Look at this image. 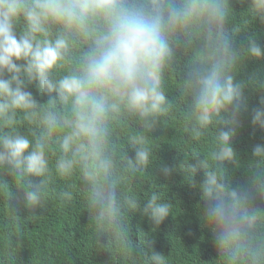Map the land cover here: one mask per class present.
Wrapping results in <instances>:
<instances>
[{
	"label": "clouds",
	"instance_id": "clouds-1",
	"mask_svg": "<svg viewBox=\"0 0 264 264\" xmlns=\"http://www.w3.org/2000/svg\"><path fill=\"white\" fill-rule=\"evenodd\" d=\"M247 4L249 20L264 23V0ZM234 16L231 0H0V172L24 190L27 217L45 209L53 180L76 178L99 251L113 264H168L151 242L133 239L129 216L139 211L158 227L171 214L160 192L142 205L132 187L152 163L149 134L181 105L189 140L215 133L210 158L196 152L178 166L205 202L215 260L264 264V208L256 205L264 200V143L252 149L245 183L233 186L226 166L237 160L245 89H264V73L237 76L245 60H264V47L252 34L236 47ZM171 75L180 82L175 100L166 90ZM32 84L47 102L27 90ZM259 104L251 123L264 129V96ZM23 124L27 134L18 131ZM118 129L127 134L117 137ZM174 170L161 168L165 176ZM199 171L204 179L196 184ZM0 188L8 246L17 237V249L24 234L15 225L24 217L10 205L2 176ZM72 188L56 195L71 201Z\"/></svg>",
	"mask_w": 264,
	"mask_h": 264
},
{
	"label": "trees",
	"instance_id": "trees-1",
	"mask_svg": "<svg viewBox=\"0 0 264 264\" xmlns=\"http://www.w3.org/2000/svg\"><path fill=\"white\" fill-rule=\"evenodd\" d=\"M235 16L230 20L229 27L241 30L236 35V47L247 44V36L252 34L258 43L264 47V23L256 20L251 22L244 10L247 0H231ZM20 28H17L19 34ZM264 73V60L247 59L241 66L237 78L245 74ZM180 82L175 75L168 77L166 90L175 100L179 93L176 88ZM34 97L41 103L47 102L48 97L42 96L35 85H28ZM248 111L241 112L240 119L243 126L237 130L233 146L237 152L236 162L227 164L228 178L233 186L245 183L253 175L252 149L258 143H264V129L252 125V109L260 107L259 99L264 96V89L246 88ZM186 117L181 105L177 110L158 121L155 130L150 133L149 142L153 147L149 165L135 181L132 192L142 205L153 191L160 192L162 199L171 204V214L157 227L154 226L141 212L129 216L133 239L137 242L149 241L153 247L163 253L168 264H219L217 253L213 245L212 232L202 219L204 200L198 187H192L186 179L185 173L178 169L179 164L192 153L199 152L210 158L214 148V131L200 141L189 140L186 134ZM18 131L28 133V125L23 124ZM127 132L117 130V137H123ZM122 147V145H120ZM128 155L134 158V151L128 149ZM164 165L176 170L168 176L161 171ZM10 189L9 203L19 208V215L23 216L15 228L22 231L23 243L15 248L17 237L12 238L13 245L8 246L5 231L9 225L10 213L8 203L0 188V264H113L112 257L106 250H100L95 243V226L91 223L87 209H84V198L79 192L76 178L65 181L57 178L53 180L47 197L45 209H38L33 219L29 211L23 207L25 192L17 187L13 178L6 171L0 172ZM40 178L33 177L34 182ZM204 179L203 171H199L193 180L199 184ZM67 184L73 185L74 197L71 201H61L56 192ZM256 205L264 208V200L257 199ZM103 242L106 240L102 237ZM142 240V241H141ZM8 251L12 254L6 255ZM120 264H127L121 260ZM137 264L142 262L137 261Z\"/></svg>",
	"mask_w": 264,
	"mask_h": 264
}]
</instances>
